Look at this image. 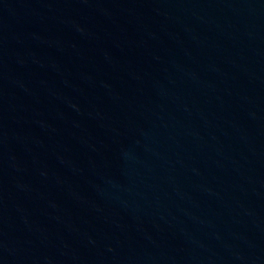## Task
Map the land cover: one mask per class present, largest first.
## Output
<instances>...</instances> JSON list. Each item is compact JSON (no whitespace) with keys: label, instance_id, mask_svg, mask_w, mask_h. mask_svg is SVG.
I'll use <instances>...</instances> for the list:
<instances>
[{"label":"water","instance_id":"water-1","mask_svg":"<svg viewBox=\"0 0 264 264\" xmlns=\"http://www.w3.org/2000/svg\"><path fill=\"white\" fill-rule=\"evenodd\" d=\"M0 264H264V0H0Z\"/></svg>","mask_w":264,"mask_h":264}]
</instances>
